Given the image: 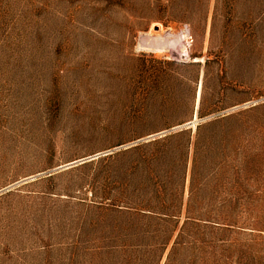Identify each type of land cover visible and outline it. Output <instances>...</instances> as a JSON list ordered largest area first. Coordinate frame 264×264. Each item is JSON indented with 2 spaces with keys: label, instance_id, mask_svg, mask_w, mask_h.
Here are the masks:
<instances>
[{
  "label": "rangeland",
  "instance_id": "374dc122",
  "mask_svg": "<svg viewBox=\"0 0 264 264\" xmlns=\"http://www.w3.org/2000/svg\"><path fill=\"white\" fill-rule=\"evenodd\" d=\"M179 2L184 18L171 0H0V264H131L151 239L118 212L134 189L238 208L249 225L217 237L220 264H264V0H211L207 24ZM244 111L239 146L184 164L180 137L151 172L133 149Z\"/></svg>",
  "mask_w": 264,
  "mask_h": 264
},
{
  "label": "trees",
  "instance_id": "16d2710c",
  "mask_svg": "<svg viewBox=\"0 0 264 264\" xmlns=\"http://www.w3.org/2000/svg\"><path fill=\"white\" fill-rule=\"evenodd\" d=\"M210 1L196 0L195 3V14L199 22L203 24H207L208 21ZM171 2L172 13L174 15L180 13V17L182 18L187 16L188 7L185 4H182L179 0H171ZM214 12H217V2ZM196 65L200 68L198 75L202 66L206 74L212 65V60L206 58L204 64L196 62ZM169 76L168 71L162 72L160 80L165 82ZM204 103V96L202 95L198 110L201 117L212 110H207L209 108H205ZM245 112L247 111L219 117L204 126L198 125L195 136L192 135L190 129L182 130L140 143L134 146L133 149L145 152L147 158L145 157L144 161L147 162L149 172H151L156 166L161 165L162 158H167L168 154L175 147L180 146L178 142L173 140L185 137V145H183L180 154V158H184L183 163L185 164L187 158H189L192 146L194 148V158H198L202 148L212 146L214 143L221 147H227L231 143L239 146L240 135L236 133V130L232 129L229 122L234 120V118L243 116ZM246 121L248 120L245 118L239 120L242 128L248 126L249 121ZM245 122L246 124L244 125ZM205 126L213 129H210L206 134H201V129ZM151 178L163 180L158 175ZM161 183L158 181L154 185L159 188ZM135 192L136 189H134V196H131L127 200H120L117 203V205L123 206V208H118V212L125 216H130L137 224H145L150 229L151 239L147 242L136 244L132 248L134 255L131 264H160L170 245L171 248L167 254L165 264H174L176 257L179 255L178 252L186 253V251H191V263L193 264H220L219 248L221 247L217 243L222 238L217 237L246 227L244 225H249L242 222L241 211L236 207L205 209L193 206L190 203L193 200L192 194L184 207L183 195H180L178 198V193L175 194L174 198L161 196L157 198H140L137 194L135 195ZM176 200L177 202L179 201L178 205L173 204ZM182 219L183 223L180 226ZM249 228L255 229L254 226H250ZM221 251L225 252L226 250L221 249ZM137 252L139 254L135 255Z\"/></svg>",
  "mask_w": 264,
  "mask_h": 264
},
{
  "label": "water",
  "instance_id": "95a60500",
  "mask_svg": "<svg viewBox=\"0 0 264 264\" xmlns=\"http://www.w3.org/2000/svg\"><path fill=\"white\" fill-rule=\"evenodd\" d=\"M166 133H167V131H164V132H161V133L156 134V135H151V136H149V137H147V138L142 139L141 141H143V140H149V139H151V138H155V137L158 136V135H163V134H166Z\"/></svg>",
  "mask_w": 264,
  "mask_h": 264
}]
</instances>
